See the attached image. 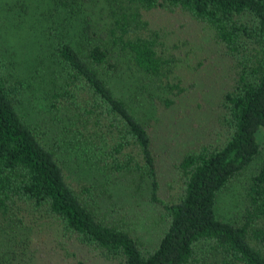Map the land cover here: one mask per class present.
<instances>
[{
	"label": "trees",
	"instance_id": "1",
	"mask_svg": "<svg viewBox=\"0 0 264 264\" xmlns=\"http://www.w3.org/2000/svg\"><path fill=\"white\" fill-rule=\"evenodd\" d=\"M3 4L25 10L31 34L10 22L8 45L0 16V264L22 258L16 247L30 264L46 250L56 264H264V0ZM155 13L208 33L213 58L169 42ZM205 78L220 89L211 115L167 152L159 113L203 110ZM247 169L242 207L219 216V195ZM145 194L147 226L134 201ZM116 197L133 210L117 212Z\"/></svg>",
	"mask_w": 264,
	"mask_h": 264
},
{
	"label": "rangeland",
	"instance_id": "2",
	"mask_svg": "<svg viewBox=\"0 0 264 264\" xmlns=\"http://www.w3.org/2000/svg\"><path fill=\"white\" fill-rule=\"evenodd\" d=\"M11 0H0V4L2 2H10ZM28 1V0H27ZM14 9V10H11ZM0 16L4 18V24L7 27V29L2 32V41L6 42L10 46H14L15 42L11 39V25L18 24L23 26L20 33L17 34V36H23L31 34V32H28L27 30V24L25 20H27V15L25 14V10L21 7L13 8L11 5H0ZM150 17L154 20H156V25L158 28L163 29L167 33V40L169 42L176 41L177 46L180 45L190 51H200L201 54L205 53L209 55V58H213V54H215V47L212 43V41H209V34L202 31V29L190 24L187 21H184L180 17L176 15H162L160 13L151 14ZM24 19V20H20ZM20 20V21H19ZM23 21V22H22ZM12 22L13 24H11ZM14 26V25H13ZM26 26V27H25ZM16 35V33L14 34ZM34 35V34H32ZM32 38V37H31ZM1 42V39H0ZM3 44V43H2ZM217 56V55H216ZM219 64L218 57L216 60V63L214 62L213 65ZM217 64V65H218ZM212 65V64H211ZM213 68V67H211ZM210 69H207V71ZM215 70V69H214ZM210 82L208 79L205 78V81L200 80L197 83L196 88L198 89V92L202 93V98L204 107L203 110H192V103L185 104V106H182L178 108L177 110H165L161 111L159 113V131L157 130L156 133L154 132V128H150L153 130L154 134L157 136V141L160 144H163L167 152H174L175 154H180L183 152L187 147L188 144L191 143V137L193 136L191 133V130L193 129V122L196 121H203L206 122L209 116L212 113V110H209L213 107L216 100L217 92H219L220 89H210L212 88L211 85H209ZM207 90V92H205ZM195 99L192 100L194 102ZM189 109V110H184ZM187 118L183 120H179V117L186 115ZM79 125V124H78ZM80 126V125H79ZM80 131H83L81 128H79ZM182 134V135H181ZM258 142L263 143L264 142V131H261L258 135ZM164 157L168 159H172L171 154L165 155V152L163 154ZM167 166V164H165ZM71 175H75L76 177H83L84 175L74 169L68 170ZM251 173V169L245 170L236 180H234L232 183L229 184L227 187V190H224L218 197L217 203H216V210L217 214L219 216H227L226 218L231 217L234 215V213L242 207L243 204V198H244V186L246 184V180L248 176ZM121 173H118L117 176H121ZM169 178L165 177V180H170L171 177L168 175ZM88 178H92V176L87 177L86 181H88ZM109 188L113 193L116 194V182L118 181V178H110ZM124 188L125 193H132L133 191V185L132 181H126L124 180ZM171 182V181H170ZM166 188V187H165ZM99 195L102 198L108 199V192L104 189H102V192L99 191ZM116 207H113L117 212H125V209L130 211L133 210L130 203V198L126 199V202L123 201V199H120L118 201V198H115ZM134 201L138 203V212L141 214V219L143 225L147 226L150 218H151V212L150 207L148 205L147 200V194L142 196H137L134 198ZM119 203H122V208H118ZM137 212V209L136 211ZM134 212L127 215V218L133 219ZM126 219V221H128ZM18 234H12L10 235V239L17 240ZM24 236H22L23 238ZM16 247V246H15ZM18 248H12L10 252H16L22 254V258L16 262V264H20L23 260L27 261L26 263L33 262L36 257H34L33 252L31 251H24L21 247ZM6 250V245H4L0 249V255L3 254V251ZM58 261H61L59 258H57L52 250H46V255L44 256V259L41 262H38L36 264H56ZM70 260L67 259L66 262L69 263ZM24 263V262H23ZM22 263V264H23ZM75 264V263H74Z\"/></svg>",
	"mask_w": 264,
	"mask_h": 264
}]
</instances>
